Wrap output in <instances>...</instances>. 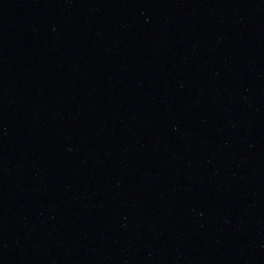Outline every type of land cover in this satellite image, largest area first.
Segmentation results:
<instances>
[{
    "label": "water",
    "instance_id": "obj_1",
    "mask_svg": "<svg viewBox=\"0 0 264 264\" xmlns=\"http://www.w3.org/2000/svg\"><path fill=\"white\" fill-rule=\"evenodd\" d=\"M0 264H264V0H0Z\"/></svg>",
    "mask_w": 264,
    "mask_h": 264
}]
</instances>
